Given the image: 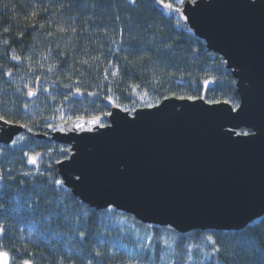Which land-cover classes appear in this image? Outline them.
I'll return each instance as SVG.
<instances>
[{
    "label": "trees",
    "instance_id": "1",
    "mask_svg": "<svg viewBox=\"0 0 264 264\" xmlns=\"http://www.w3.org/2000/svg\"><path fill=\"white\" fill-rule=\"evenodd\" d=\"M237 93L220 55L157 0H0V115L28 126L23 140L0 143V252L8 264H264L263 216L240 231L183 234L90 208L55 166L69 146L44 130L169 97L237 107Z\"/></svg>",
    "mask_w": 264,
    "mask_h": 264
},
{
    "label": "water",
    "instance_id": "2",
    "mask_svg": "<svg viewBox=\"0 0 264 264\" xmlns=\"http://www.w3.org/2000/svg\"><path fill=\"white\" fill-rule=\"evenodd\" d=\"M178 18L231 70L239 106L169 97L76 118L51 135L69 146L55 166L92 209L183 234L244 230L264 217V0H187ZM4 120L0 143L9 145L26 128Z\"/></svg>",
    "mask_w": 264,
    "mask_h": 264
},
{
    "label": "snow or ice",
    "instance_id": "3",
    "mask_svg": "<svg viewBox=\"0 0 264 264\" xmlns=\"http://www.w3.org/2000/svg\"><path fill=\"white\" fill-rule=\"evenodd\" d=\"M183 2H184V0H180V3L181 4H183ZM131 3L132 4H135L136 3V0H131ZM157 3L159 5H161L162 7L170 10V11H177V12L181 11V9H179V8H174L171 3H165V0H157ZM32 15L35 16L36 15V12H33ZM4 31L5 32H8L9 30L7 28H5ZM61 31H63V29H61ZM19 35L22 38L23 37V32L19 33ZM5 42L7 43V41H5ZM12 59L19 60L20 58L17 57V56H15V55H13L12 56ZM51 70L52 69H49V71H51ZM7 75L11 76L12 73L11 72H8ZM209 83H211V81H207L206 80L204 82L205 85H208ZM28 95H30V96L31 95H35V93L32 92V91H29L28 92ZM176 98L182 99V100H184V99H187V100H195V99H199L200 97H193V96L184 97V96H180V97H176ZM152 106L154 107L155 105H152ZM0 120H4V117L2 115H0ZM4 123L5 124H12L13 122L10 121V120H4ZM21 126L22 127H26V128L28 127L27 125H21ZM28 130L31 131L30 128ZM61 131H63V129H61ZM241 135L247 136V135H250V134L249 133H242ZM28 162L31 163V164H37V158L36 157H31ZM57 183H62V182L61 181H57ZM4 233H5V227L2 226V225H0V235H3ZM208 240L211 243L215 244V241L212 240V237L211 236L208 237ZM141 248H143V245H141ZM97 255L99 256L100 253H97ZM0 258H2L4 260V264H8V253L7 252H0ZM22 264H31V261L28 260V259H22Z\"/></svg>",
    "mask_w": 264,
    "mask_h": 264
},
{
    "label": "rangeland",
    "instance_id": "4",
    "mask_svg": "<svg viewBox=\"0 0 264 264\" xmlns=\"http://www.w3.org/2000/svg\"><path fill=\"white\" fill-rule=\"evenodd\" d=\"M180 1V0H179ZM186 0H184V2H185ZM191 1V0H190ZM193 1V0H192ZM183 2V3H184ZM63 126V125H62ZM62 126H60L59 128H57V130H61L62 129ZM18 140H23L22 139V137L19 135L18 137H16L13 141H12V143H11V145H14V144H16V141H18ZM62 145H64V144H62ZM68 146V145H67ZM66 188V187H65Z\"/></svg>",
    "mask_w": 264,
    "mask_h": 264
}]
</instances>
